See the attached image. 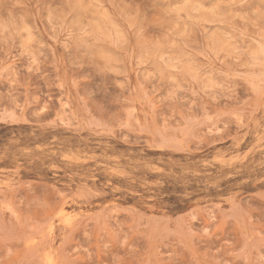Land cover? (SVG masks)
<instances>
[{
	"label": "rangeland",
	"instance_id": "374dc122",
	"mask_svg": "<svg viewBox=\"0 0 264 264\" xmlns=\"http://www.w3.org/2000/svg\"><path fill=\"white\" fill-rule=\"evenodd\" d=\"M0 264H264V0H0Z\"/></svg>",
	"mask_w": 264,
	"mask_h": 264
}]
</instances>
